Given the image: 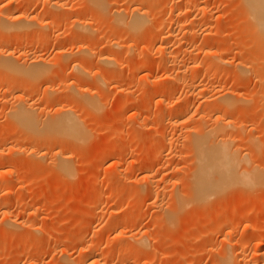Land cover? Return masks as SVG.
Returning <instances> with one entry per match:
<instances>
[{
    "label": "rangeland",
    "instance_id": "1",
    "mask_svg": "<svg viewBox=\"0 0 264 264\" xmlns=\"http://www.w3.org/2000/svg\"><path fill=\"white\" fill-rule=\"evenodd\" d=\"M147 2L148 0H145L143 5L147 6L149 11L154 7L155 11H161L165 5V0ZM185 2L184 4L193 8L192 12L196 13L197 8ZM204 2L202 5L207 4L205 7L210 8L207 14L210 15V20L212 19L209 27L199 22L194 25L191 22L185 24L193 33L195 31L196 35L191 33L187 36L182 31L175 33L179 34L176 39H167L165 46L173 52L178 51V54L174 52L172 57L170 56L172 60L168 59L166 62L167 58L159 48L161 44L148 53L152 42H139L140 36L148 38L149 34L151 37L154 33L152 22H149L153 10L150 11L151 16L143 29L144 33H137V39L136 35H131L132 38L128 34L125 24L116 27L119 24L114 20L116 10H132L137 5L133 0H105L108 5H105V10L99 9L91 0H0V16L15 10L37 17L31 29L38 33L32 38L27 37V59L30 60L34 55L44 57L52 63L50 69L54 75L36 81V92L31 96L34 103L51 113L59 103L70 104L75 94L69 89H76L73 84L80 83L75 73L78 74L79 68L82 74L84 72V69L78 66L77 60L80 58L88 57L89 60L85 66L87 79L82 85L94 89L93 80L97 77L106 79L111 86L102 85L103 90L99 92L102 93L101 98L98 94L95 96L98 104L95 110L87 111L86 114L79 110L86 126L85 130L87 129L86 139L79 141L77 145H70L71 147L60 142L55 150L52 149L55 151L52 157L49 153L52 151L50 146H46L48 157L44 159L40 158L39 154L37 156L41 149L36 148L29 134H17L18 131L9 116L8 110L20 97L16 87L21 83V79L0 76V264H95V260L90 259L93 252L98 253L96 260L101 264H151L152 261H156V264H226V260L223 263L224 256H229L233 250L228 231L236 233L237 235H233L235 238L237 236L236 239L240 236L245 238L244 241L248 243L246 255L250 264H264V100L261 99L264 80L260 77L262 73L249 68L245 70L244 66L236 67L247 60L246 54L241 50L246 47L255 51L258 45L256 47L257 41H252V37L248 39L247 35H243L246 33L241 32L246 19L242 16V11H239V0ZM55 3L59 5H54ZM170 4L171 2L166 9L169 10L175 5ZM85 11H90V17L86 20L87 23L85 22L88 28H85V31L88 32L84 33L77 22L78 16ZM38 18L42 23L44 21L42 28L46 27L43 30L48 31L47 36L43 35ZM70 18L77 21L76 24L73 22V27L70 25L72 28H59L61 24L69 23ZM65 20L68 22H64ZM170 21L165 20V25L171 26ZM2 35L0 32V43ZM107 36H110L116 45L119 43L117 50L121 51L123 47L124 51L119 53L118 61L114 60L111 65L108 64L111 68L97 62L102 54L112 51L110 46H105L104 49L97 47V52L87 56L86 53L80 54L79 48L89 46L90 43L99 45ZM24 37L26 38H22ZM131 46L127 51L126 48ZM11 49L15 51V47L9 50ZM231 49L236 50L235 55ZM211 54L219 55V58L228 62L216 71V76L211 75L206 68ZM139 56L156 65L150 72V78H146L147 71L140 70L143 61ZM196 62L200 65L196 69L189 67ZM178 63L180 65L177 67ZM157 64L161 66L158 67ZM244 64L247 65L248 60ZM112 71L115 73L113 78ZM88 72L90 74H87ZM132 80L137 84L144 80L139 83L144 84L146 89L142 90L144 85L138 84L140 87H136ZM192 81L194 91L192 90L189 97H185L187 88L188 91L190 89L187 82ZM7 86L11 90L5 94ZM156 86H160L158 90ZM118 89L120 91H117ZM227 92L240 97L234 98L236 103L221 114L222 122L228 125L227 139L229 135L231 139H228V144L230 146L232 142L231 146L236 148L230 149L237 150L240 160L243 159L240 162L241 168L246 166L247 170L259 174L260 182L258 181L259 185L257 182L253 183L256 185L253 188L246 181V186L243 183V186L239 182L235 183L236 187H229L221 191L219 196L212 195L202 203L195 194L197 153L194 144L198 143L200 138L204 140L206 132L210 133L209 137H214L215 133L210 131L215 128L213 121L218 113L216 99ZM16 93L18 96L14 95ZM180 107L189 111L182 115L183 117L177 116ZM166 110L171 113L164 115L167 120H163L161 112ZM203 117L206 118L205 121L200 119H204ZM171 120L176 122L173 124ZM215 135L217 136V133ZM156 140H161L162 143L155 142L156 146L153 145ZM120 144L125 148L124 154L122 153V176L113 165V162H116L106 157L108 150L118 149ZM34 151L36 154L33 155ZM57 153L68 155L70 158L72 163L68 167V174L60 172L54 165L53 158ZM243 156L246 159L242 158ZM240 166L239 172L243 171ZM147 171L153 173V181H156L157 192L154 191L153 194L149 193V183L144 179ZM245 173L247 172L243 174ZM240 174L243 175L242 172ZM112 175L116 180L110 179L108 182V176L111 178ZM32 194H35L33 196L36 198L39 197L34 200ZM29 197L33 199H28ZM131 205L127 213L121 214ZM110 210L115 212L116 217L108 223ZM10 218L20 222L27 221V225L10 228L7 223ZM141 231L147 235L146 247L137 244L135 240L136 236L142 234ZM37 244L40 246H36ZM120 246H123V249L130 247L133 256L122 259L120 252H123V249L119 248ZM106 255L110 257L106 258ZM138 256L141 257L139 261L136 259ZM248 261L245 264H248ZM229 264L237 263L230 261Z\"/></svg>",
    "mask_w": 264,
    "mask_h": 264
},
{
    "label": "bare ground",
    "instance_id": "2",
    "mask_svg": "<svg viewBox=\"0 0 264 264\" xmlns=\"http://www.w3.org/2000/svg\"><path fill=\"white\" fill-rule=\"evenodd\" d=\"M152 1H154V0H152ZM183 1L184 2L186 1L185 3L188 4L189 6L190 5H194L197 8V11L198 12L196 11V13H193L192 12V9L193 8L192 9H191V7L188 8L184 4V2H182V0L181 1L180 0H165V2H164V4H165L164 5V8H161V11L159 9L157 11H155L154 10L155 7L152 9L153 11L150 10V11H152V13H151L152 14V18L150 19V16H151L150 15V11L148 10V7L147 6L145 7L143 5V3H145V0H135V1L133 0L134 4L135 5L137 4L139 6L136 5V7H134V8L132 7L133 8L132 10H128L126 12H122L120 10L119 11L116 10V12L114 14L115 17L113 16L115 19L114 18L113 19L115 20L116 24L119 23L118 26H116V27H119V25H121V24H123V25L125 24L127 26L126 31L128 32V34H130V36L131 35H133V36L136 35V39H137V36H138L137 33L140 32L142 34L143 29L146 27L147 22L150 19L149 22H152V25H153V28H154V30H153L154 33H152L151 37H149V35H150L149 34L148 35V38H143V37L141 38V36L140 37L138 36L140 38L139 39V42H145L146 40H149V41L152 42L151 43V46L148 47V51H147L148 53L153 52V50L155 49V47L158 44L159 45L161 44L162 46L159 47V48L164 52V54H165V56L167 58V60H166V62H167L168 59H170V56L172 57V54H174V52H175V51L173 52L170 48H168L167 46H165L167 44V39H170L171 37H172V39H174V38L176 39L179 36V34L178 35L177 34L175 35V33L182 32V31H184L187 36H188V34L191 35V33H193V31H192V29H190L191 30L190 31L189 28H187L185 26V24L187 25V23H190L191 22L194 25V24H196V23L199 22V23H203V25L204 24H207L208 27H209V22H211V20H212V19L210 20V18H209L210 15L207 16L210 8L205 7V6H207V4L204 5V6L202 5L203 4L202 2H204V0H183ZM148 2H149V0H148ZM170 2H171L170 5H172V3L175 4V5H173L171 7V9L168 10V9H166V7H167V5ZM91 3L94 4L95 6L99 7V9L100 8L101 9L102 8L104 9L105 8V5H107L106 4L107 2L105 3V0H91ZM183 4H184L185 7L183 6ZM239 4H240L239 6H240V9H241L239 11H242L241 14H242V16L244 15L245 16L244 19H246V20H244V22H246V23H245L244 27L241 29V32L243 31L244 33H246V34H243V35H245V36L247 35L246 37L248 39L252 37L251 38L252 41H254V40L257 41V43H255V44H256V47L258 45V48L257 49L255 48L256 49L255 51L253 50V48L252 49L251 48L250 49H247L245 47V50L242 49L244 51L241 50V52H244L246 54V59L248 60V64L247 65L244 64L247 61V60H245L244 62L238 64V66H236V67H242V66H244L243 68H245V70H248L247 68H249V70L250 69H253L257 73L258 72L259 73H262V76H260V77H262V79L264 80V0H239ZM54 5H59V4L55 3ZM57 8L60 9L59 7H57ZM149 8H151V7L149 6ZM128 12H129V14H128ZM98 14H100V13H98ZM125 14H127V15H125ZM89 15H90V11L89 12L88 11L82 12V15L78 16L79 17L78 18V22L76 21L77 23H79V26L81 27V30H83L82 32H84V33L87 31V30L85 31V28L88 29L86 27V25H85V22L87 23L86 20L89 19V17H90ZM36 18L37 17L30 16V15H28L27 13H25L23 11L16 12L15 10H11L10 12L3 13L0 16V32L3 34L2 35V38L3 39H2V42L0 43V76H2L1 78H3V77H5V78L6 77H18V79H21L20 80L21 83L16 87V92L20 94V97H18L19 99L18 98L17 99L14 98L17 101H14L15 104L12 106L11 109L9 108L10 109V110H8L9 111V116L12 119V122H13L12 124H14L15 127H16V129H17L16 131H18L17 134L18 133H20V134L21 133H27V134H29L31 136L32 143L35 144L36 148L37 147H40L39 149H41L39 152L36 151L37 152V156L39 154L40 155L39 156L40 158H44L45 159V157H48V153H46L47 150L45 149L46 146L47 147L50 146L51 150L52 149L55 150V147L60 142H64L65 144H67L69 146L70 145L73 146V145H77V143L79 141H84L86 139V137H87L86 130L87 129L85 130V127L86 126H84L85 125L84 120L79 115V110H81V111L83 110L85 112L84 114H86L87 111H93V110H95V108H97V105H98L97 104V100L95 99V96L98 94V96L101 98L102 93H99V92H101V89L103 90L102 85H104L106 87V86H110V83L106 79H97V77L95 79V77H93L95 79V80H93V82L95 83V88L94 89L91 88V87L87 88L84 85H82L83 82L87 79L86 76H85V72H87V71H85L86 70L85 66H86V62L88 60L87 59L88 57L87 58H80L79 60H77L78 66H80L82 69H84V72L82 74L81 73L82 72L81 69L78 67L80 70L78 69L79 72L76 71L78 74L75 73V75L79 77L80 83L77 84V85L76 84H73V86H75L74 88H76V89H73V87L69 89L73 93L71 91H68L67 90L68 92H71L73 95L74 94L76 95V96L74 95L73 101L70 104L62 105V103H59V104L56 103L57 104V106H55L56 107V110L53 111V113H51L50 111L49 112H46L45 111V108L44 109L42 108L43 106L41 107V105H38V104L34 103V101L31 100V96L33 95V92H36L35 91L36 88H37V82L36 81L38 79H40V78H42V79L43 78H48L50 75H54L52 69H50L51 66H52V63L50 62L51 63L50 64L46 59H44V57H42V56H40V57L37 56L36 57L34 55L33 57L30 58V60L27 59L28 58L27 57L28 55L26 53L27 52L26 49H27V47L29 45L28 38L29 37L32 38L35 35H37V33H38L37 31L31 29V27L35 25V21H37ZM72 18H70V20L68 19L69 20V23H65L63 25L61 24V27H59V26L58 27L61 28V29L63 27L64 30H69L70 28H72L76 24V22ZM71 19H72V22H70ZM167 19H169V20L172 21V22L170 21L172 23L171 26L170 25L169 26L165 25L164 22ZM39 21H40L39 22L40 24L39 23L38 24L41 26L40 28H42L44 26V21H43V23H42V21L40 19H39ZM52 22H53V20H52ZM64 22H68V21L65 20ZM73 22H75V24L72 26ZM244 22L242 21V23H244ZM32 24H34V25H32ZM53 25H54V23H53ZM114 26H115V24H114ZM205 27H206V25H205ZM45 28H42L41 30L43 31V35H46L47 36L46 33L48 31L46 32V30L45 31L43 30ZM47 28H49V26H47ZM50 28H51V26H50ZM243 29L246 30V32ZM140 33H139V35H141ZM194 33H195V31H194ZM194 35H196V34H194ZM23 36H26V38L25 37L22 38ZM133 36H131V37L133 38ZM17 37L18 38H21V39L18 40ZM42 37H44V36H42ZM102 41H101V43L99 45H98V43H92V45L90 43L89 46H86V47H84L82 49L79 48V52H80V54L81 53H86V56H87V54H89V55H90V53L93 54V52L97 50V47H100V49H104L105 46H110L112 48V51L109 54H104V55L102 54L97 59V62L104 63V65H107L108 66V64H110L112 61L117 60V58L119 56V53L123 50V47H122L121 51H119L120 49L117 50L116 47H118L119 43H117L116 41H114V42H116L118 45H116L115 43H113V40L111 39L110 36H107V37L103 38ZM179 41H180V39H179ZM242 41L243 40H241V43H243ZM244 43L246 44V42H244ZM137 44H138V42H137ZM242 45H244V44H242ZM121 46L122 45L120 44V47L119 48H121ZM253 46H255V45H253ZM11 47H15V49H14L15 51H12V49L10 51L9 49ZM131 48H132V46L129 47V48H126V50L129 51ZM231 50H233V49H231ZM235 51L233 50L234 55H235ZM70 52H71V50H70ZM122 52H124V51H122ZM233 52H232V54H233ZM176 54H178V51H177ZM82 55H84V54H82ZM211 55L212 56L208 60L209 63H208V65H206L207 66L206 68H208L207 70H208V72H210L211 75L213 74V75L216 76V73H217L216 71H218L219 69L223 68L228 62L225 59L219 58L218 57L219 55L216 56L217 53H216V55H213V54H211ZM91 56H90V58H91ZM139 57H141V59H142L144 57V55H143V57L142 56H139ZM96 58H97V56H96ZM170 60H172V59H170ZM93 61L96 62L95 60H93ZM142 61H143V63L140 66V70L142 72L143 71H147V76H146V74H145V76H146V78H150L151 77L150 76L151 75L150 72L153 70V68L156 65H154L148 59L147 60L146 59H144V60L142 59ZM75 62H76V60H75ZM88 62H89V60H88ZM116 62H115V64H116ZM138 62H139V60H138ZM91 63H93V62H91ZM157 65H158V67L161 66V64H157ZM179 65L180 64L178 63L177 67ZM191 65L189 67H193L194 69H196L198 66H200L199 63H197V62L195 64H193L192 66ZM72 67H73V65H72ZM107 68H106V70H107ZM109 68H111V67H109ZM114 68H112V69H114ZM76 70H77V68H76ZM87 74H90V73L88 72ZM114 76H115V73H114V71H112L111 77L113 78ZM101 77H102V75H101ZM1 78H0V80H1ZM183 79H185V78L183 77ZM192 80H194V79H192ZM137 81H138V79H137ZM140 81H142V80H140ZM148 81H149V79H148ZM182 81H184V80H182ZM185 81H187V80L185 79ZM190 81H191V79H190ZM133 82H134V85L136 84L135 85L136 87L138 86V84L140 86L142 85L139 82H138V84L135 83V80ZM143 82H144V80L142 81V83ZM187 85L189 86L190 89L188 91V88H187V91L188 92L186 91V93L184 95L185 97H189L190 94L192 93V90L194 89V83H193V81L192 82H187ZM8 86L5 88V90L2 88L5 91L4 92L5 94H7L9 92L8 90H11V89H9ZM140 86H138V88ZM159 87L160 86H156V89L158 90ZM144 88L146 89L145 85L142 88V90H145ZM162 89H164V88H162ZM117 91H120V90L118 89ZM169 91H170V89H169ZM203 91H205V90H203ZM201 92H202V90H201ZM17 93L14 94V95L18 96ZM29 93H30V95H28ZM203 93L204 92H202V94ZM231 93L232 92H230V93L227 92L226 94H223L222 93L223 96H221V98H219V96L217 95L218 96V98H217L218 100L216 99V101L218 102V109H217V112L218 113H217V117L213 121L214 124H215L214 125L215 128H214V130L210 131L213 134L214 133L215 134L217 133V136L214 134V137L211 138V137L208 136V135H210V133L207 134V132H206V137L204 138V136H203V139L204 140H202V138H200L198 140V143H196L197 142L196 139L194 141L198 145L197 146L196 144H194L195 147H196L195 148V151L197 153L196 154L197 166H196V172H195V192H196L195 194L198 197L199 202H202V203L204 201H206L212 195L219 196L221 191L223 192V190H227V188L229 189V187L235 186V183L238 184V182H239L242 185V183L244 184V181H246V183H248L250 186L252 185V188H253V186H256L253 183H255V182L258 183V181L260 182V180H259L260 179V175L259 174L255 173L253 171H250L249 168H248L249 170H247V168H245L246 166L245 167L243 166V168H241L242 166H240V162H242L241 160H243V159L240 160V157L238 156L237 150H234V149L232 150V148L235 147V146L234 147L231 146L232 145V142H231V145L230 146L228 144V141H229L228 139H230V135H229V138L227 139L228 131L226 130V127H228V125L227 124L225 125V123L222 122V119L223 118H221V116H222L221 114H222V112H224L228 108L232 107V105H234V103H236V102L233 101L234 98L239 97V96L233 95ZM46 96H48V95H46ZM165 96L166 95H164V98H165ZM237 99H240V97L237 98ZM261 99L264 100V91H263V93L261 95ZM57 100H59V99H57ZM219 100L221 102H219ZM229 100H231V101H229ZM162 101H163V99L161 100V103H162ZM59 102H62L61 99L59 100ZM11 105H12V103H11ZM187 111H188L187 109H185V108L182 107L177 112L178 113L177 116H179V117L182 116V115L184 116L187 113ZM168 113L169 112L167 110L161 112L162 119L163 120L166 119V118H164L165 117L164 115H167ZM170 113H169V115H170ZM41 114L42 115L43 114L44 115L46 114V116H43L42 117ZM174 117H176V116H173L172 118H174ZM200 119L201 120H204V121L206 120V118H204V119L200 118ZM175 122H173V124ZM177 122H178V119H177ZM201 122H203V121H201ZM162 123H164V122H162ZM115 133H117V132H115ZM116 136H118V135H116ZM211 136H213V135L211 134ZM31 140H29V141L31 142ZM158 140L154 141V144L153 145L156 146V143L157 142H161V140L160 141H158ZM200 140H202V141L200 142ZM121 144L118 145L120 147L117 146L119 150L116 148L115 150H108L106 152V157L109 160H114L116 162V163H114L113 161H111V162H113V165L116 167V169H117L116 171L119 172V175L120 176H122V172H123L122 171V168H121L122 167V153L124 154V152H125V148H122V145ZM171 147H172V145H171ZM230 147H232V148L230 149ZM8 149L10 151V147ZM12 150L13 149H11V151ZM54 150H52V151H54ZM30 151H31V149H30ZM52 151L49 152L51 157H52V153H55V151L54 152H52ZM235 151H236L237 155H236ZM34 154H36L35 151L33 152V155ZM53 155L55 156V154H53ZM244 156L242 158H245L246 159V157H244ZM53 159L55 161V164L54 165H56L57 169L60 172L64 173V174H68V172H69L68 171V167L72 163L71 160H70V158L68 157V155L67 156H64L63 154L57 153V156L55 158H53ZM37 160H38V158H37ZM239 166H240L241 169H243V171L240 170L242 172V174L244 172H247V173H245L246 175L243 174L241 176V174H240L241 172L238 171L239 170ZM110 174L111 173H109V175ZM120 176L119 177L117 176V177L118 178H121ZM104 179H107V178H104ZM110 179L111 180H114V179L116 180V178L113 179V175H112L111 178H109V176H108V179H107L108 182L111 181ZM144 179L147 181V184L149 183L148 184V186H149L148 187L149 188L148 189L149 190V193L150 194H153V193L157 192L156 191L157 188L155 186L156 185L155 184L156 181L155 182L153 181V179H154L153 173H151L149 171L145 172ZM107 180H106V182H107ZM244 185L246 186V184H244ZM257 185H259V183ZM138 191H140V190H138ZM158 192H160V191H158ZM139 194H141V193H139ZM33 195H35V194H32V196ZM33 197L32 198L29 197L28 199H33ZM38 197L39 196H37V198ZM35 198L36 197H34V200H35ZM131 207H132V205L130 207H128L125 211H123V213H121V214L127 213L131 209ZM134 208H136V207H134ZM25 209L27 210V208H25ZM27 212H29V211H27ZM7 213H8V211H7ZM109 213L110 214L108 216V223H111L115 219L116 214H115V212H111V210H110ZM5 214H6V211H5ZM5 216H7V214ZM122 216L123 215H121L120 217L123 218ZM124 217H126V216H124ZM228 222H230V221H228ZM3 223H5V221ZM7 223L10 224V225H8V224H5V225H8V227H10V228L11 227L12 228H15V226H18V227L19 226L20 227L23 226L24 227L25 225H27V221L26 222H20L18 219H12V218L8 219V222ZM11 225H13L14 227L11 226ZM232 225L230 224V226H232ZM139 230H138V232H139ZM227 231H228V229H227ZM141 232H142V234L140 233V235L136 236L135 237V240H136L137 244H140V245H143L144 247H146L145 237H147V235L146 234H143L144 231H141ZM228 232H229V235H228ZM228 232H227V235L229 237H231L230 238L231 239L230 240L231 241L230 246H232L233 250H232V253L230 252L232 254L231 256H230V253H229V256L230 257L228 255L227 256L226 255L224 256L223 263H225V260H226V264H229L230 261L236 262L237 264H240V263H242V261H245V260L248 261L247 260L248 259L247 258L248 256L246 255V253L248 252L247 251V248H246V246H247L246 244H248V243H246L244 241L245 238L244 239L243 238H240L241 237L240 236L238 239H236L237 236H236V238L233 236L234 234L237 235L236 233H234L232 231H228ZM36 240H38V239H36ZM258 241H260V240H256V242H258ZM33 242H34V239H33ZM136 242H135V244H136ZM38 245L39 244H37L36 246H38ZM131 245H133V244H131ZM123 246H120L119 248H122L123 249L124 248ZM129 248H127V249L125 248V249H123V252H120V254L122 255V259L123 258L124 259H128L132 255V253L129 250ZM143 248L141 247V249H143ZM122 249H120V250L122 251ZM133 250H135V249H133ZM133 250H132V252H133ZM262 254H264V253H262ZM90 256H91L90 257L91 260H95L94 261L95 264H101L100 261L96 260V258H98L97 257L98 256V253L93 252ZM140 256H138V258L136 257L137 261L141 260L140 258L142 256L141 257ZM35 257H37V256H35ZM108 257H110V255H106V258H108ZM225 257H226V259H225ZM134 258H135V256H134ZM144 258H146V256ZM144 258H142V259H144ZM35 261H36V259H35ZM134 261H136V260H134ZM250 261H252V260H250ZM245 262H244V264H245ZM36 263H37V261H36ZM154 263L156 264V261ZM154 263L152 261L151 264H154ZM248 264H250V262Z\"/></svg>",
    "mask_w": 264,
    "mask_h": 264
}]
</instances>
